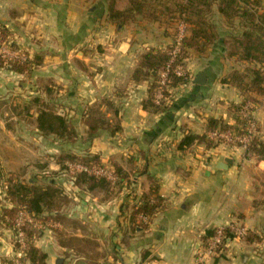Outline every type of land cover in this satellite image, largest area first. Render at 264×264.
<instances>
[{"label": "crops", "instance_id": "crops-1", "mask_svg": "<svg viewBox=\"0 0 264 264\" xmlns=\"http://www.w3.org/2000/svg\"><path fill=\"white\" fill-rule=\"evenodd\" d=\"M97 3L102 7L93 22ZM126 7L125 2L117 6ZM108 8L105 0H0V25L14 33L20 47L45 59L39 77L48 73L63 87V98L57 95L56 101L64 106L56 113L75 130L70 140L39 133L68 141V154L81 160L98 157L115 180L106 177L119 182L107 190L83 182L78 176L89 169L77 162H65L62 169L60 157L52 158L51 170L40 167L39 186H52L54 201L61 203L59 220H44L58 227L42 230L35 247L46 254V264H199L207 232L234 224L246 235L233 238L221 256L205 264H264V160L221 144L178 147L187 133L204 134L213 118L236 123L232 106L241 97L224 83L236 69L226 45L233 30L222 36L214 26L215 39L205 52L189 50L191 81L163 102L169 105L165 112L153 114L144 105L153 89L156 103L160 80L154 88L153 79L135 82L132 74L146 51L173 45L171 30L142 19L118 26L108 20ZM173 26H187L190 35L184 22ZM202 73L205 83L197 84ZM22 77L0 68V103L13 97L23 102L25 83L17 81ZM88 114L103 117L108 127L89 132ZM255 118L264 142V99ZM151 179L164 208L152 218L139 215L134 229L131 213L149 192ZM13 239L0 224V264L18 256Z\"/></svg>", "mask_w": 264, "mask_h": 264}, {"label": "trees", "instance_id": "trees-1", "mask_svg": "<svg viewBox=\"0 0 264 264\" xmlns=\"http://www.w3.org/2000/svg\"><path fill=\"white\" fill-rule=\"evenodd\" d=\"M126 9L118 10V0L109 1L108 20L118 26H125L137 19L149 23L158 24L164 27L166 32L170 27L179 22L189 25L190 35H186L181 44V53L175 64L172 66L168 82L162 87L163 100L160 104L155 103L154 89L151 90L149 100L144 108L153 114L163 113L169 105L163 103L173 99L175 89L189 83L188 79L177 77L173 70L177 65L187 67L189 50L199 53L211 45L215 39L216 31L212 18L219 14L223 20L234 29L230 41L226 42L228 57L241 63H246L243 71L232 72L224 81L230 87L235 88L241 102L232 106L235 108L234 125L224 124L222 120L211 119L206 132L202 135L187 133L179 144L180 150H188L195 144H205L207 147L217 146L218 141L208 137L213 131H231L241 134L244 132L245 120L240 111L245 105H249V111L255 112L258 105L264 99V11L261 0H126ZM238 23L239 26H235ZM237 29V30H235ZM237 31V32H236ZM8 31L1 29L0 37L6 40ZM173 38V34H170ZM176 36V35H175ZM172 46L161 49H150L141 55L137 66L132 74V80L141 82L147 79L154 80V88H158V81L162 72L170 62ZM42 64L41 57L28 58L25 62L5 60L0 55V68L7 67L18 74H27L33 71L34 67ZM237 115V116H236ZM37 127L40 133L45 136H54L64 140L72 139L75 130L68 123L66 117L51 111L48 108L39 110L36 118ZM85 123L89 132L96 133L107 126L103 117L86 115ZM258 132V130H257ZM249 152L259 160H264V142L256 134L249 146ZM61 168H65V162H77L85 165L89 170L79 174L78 179L99 186L102 190L111 189L114 184L106 176H99L90 171L91 166L97 169H104L98 157L87 160L79 159L72 154H64L58 159ZM117 171L120 172L119 167ZM159 188L156 181L151 179V187L147 194L142 196L140 204L135 206L131 213V223L136 229L137 217L145 215L154 217L163 210V200L158 194ZM57 191L52 186L31 185L17 179H7L5 198L10 202L8 207L0 209V224L5 229L16 234L15 220L21 209H27L39 220H59L60 203L54 200ZM63 202V201H62ZM136 224V226H135ZM140 226V225H139ZM142 228L145 225H141ZM27 239L25 257L31 264H46L47 256L35 247V241L41 236L42 231L32 230L26 226L23 228ZM216 230L208 231L203 237L207 242L215 236Z\"/></svg>", "mask_w": 264, "mask_h": 264}, {"label": "rangeland", "instance_id": "rangeland-1", "mask_svg": "<svg viewBox=\"0 0 264 264\" xmlns=\"http://www.w3.org/2000/svg\"><path fill=\"white\" fill-rule=\"evenodd\" d=\"M105 1L108 3L110 0ZM118 1L121 3L126 0ZM95 5L97 10L92 16L93 22L99 18L97 11L102 7L101 3ZM106 11H109V8ZM80 17V22L83 24L84 16L80 15ZM212 20L214 26H218V31L222 36L226 34V31L224 30H234L230 27L231 25H228L223 19L218 18L216 15H214ZM235 26H239L238 23H236ZM1 29L8 31L6 40H2L0 37V55L3 59L7 61L25 62L28 58L35 59L37 56L41 57L39 54H30L22 46L20 47L14 39V33H12L7 26L0 25V30ZM170 30L171 34L174 33V37L172 38L174 42L178 26H171ZM234 65L236 68L235 71L239 72L243 71L246 67V63H241L236 60ZM44 66L45 59L44 62L42 60L40 66L34 67L32 72L23 74L22 80H17L20 83L21 81H24L25 83L22 92L25 95L23 102L17 100H21V98L13 97V100L9 99L4 103H0V205L5 202H7L8 206L10 205V202L4 196L7 179L11 177V179H17L30 184L35 182V185H39V182L42 181V178H39V168L43 167L42 169L47 168V170H51L50 165L53 161V157H61L63 155H60V152L68 154L71 151L70 143L68 141H57L56 138L53 137H43L39 133L37 127L36 115L39 113V110H41L39 104H42L45 108L54 112H58V110L60 111L61 106H64L56 101L60 99L58 96L63 98V95H61L60 92L61 89L63 90V87L53 83L56 81V78L52 79V77H47L50 75L48 73H42L41 75L43 77H39L40 69ZM2 69L12 71L7 67ZM11 85L13 86V83H11ZM51 91L53 92V95ZM6 97L8 96L6 95ZM40 101H42V103H40ZM234 111L233 114L235 115ZM15 119L19 120L21 126H19L18 121L17 123L15 122ZM256 122L258 124L257 120ZM39 136H42L43 138H39ZM233 147L234 146H231V148ZM89 159L92 158H87V160ZM0 208H3V206H0ZM14 241L15 240L13 239V245L19 247L18 244H14ZM207 244L203 242L201 247L204 248ZM27 258L25 257L19 260V258L16 257L15 259H9L6 262L8 264H31L28 262Z\"/></svg>", "mask_w": 264, "mask_h": 264}, {"label": "built area", "instance_id": "built-area-1", "mask_svg": "<svg viewBox=\"0 0 264 264\" xmlns=\"http://www.w3.org/2000/svg\"><path fill=\"white\" fill-rule=\"evenodd\" d=\"M186 33L187 26H178V31L176 33L175 40L170 53V62L161 74L160 86L156 92V104H160L163 100L162 87L168 82L170 72L172 71V66L175 64L176 60L180 56L181 44L184 37L186 36ZM173 72L177 77L188 79L189 82L191 81V74L187 67L183 65H177L175 66ZM240 115L245 120V127L243 133L237 134L232 133L231 131L217 130L211 132L209 134V137L214 141H218L219 144L223 146H234L233 148L240 147L244 149L246 153H250L249 146L254 136L258 133V124L255 120V112H250L249 105H245L240 111ZM83 168L84 167L81 166V169ZM94 174L99 176H108L109 178L114 179L110 172L106 169H95ZM26 226L30 227L32 230L35 231H42L46 228L58 227V224L53 221L44 222L42 220H39L32 213L28 212L27 209H21L15 220L16 234L14 238V244L16 243L19 246L17 247V257L19 258V260L25 258L26 256L25 249L27 247V239L23 230V228ZM245 235V230L242 227L236 226L234 224H231L227 227L217 228L215 236L208 241V244L204 248H202L197 255V260L199 264H205L209 260L221 256L224 252V249L226 248V245L233 238H243Z\"/></svg>", "mask_w": 264, "mask_h": 264}, {"label": "water", "instance_id": "water-1", "mask_svg": "<svg viewBox=\"0 0 264 264\" xmlns=\"http://www.w3.org/2000/svg\"><path fill=\"white\" fill-rule=\"evenodd\" d=\"M206 79V75L204 73L200 74L198 79L196 80L197 84H204ZM225 163H229V161H225Z\"/></svg>", "mask_w": 264, "mask_h": 264}]
</instances>
